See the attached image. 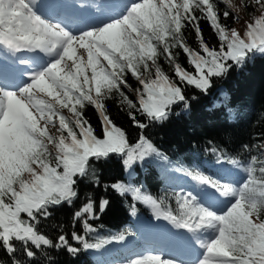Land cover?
I'll list each match as a JSON object with an SVG mask.
<instances>
[{
  "label": "snow or ice",
  "instance_id": "obj_1",
  "mask_svg": "<svg viewBox=\"0 0 264 264\" xmlns=\"http://www.w3.org/2000/svg\"><path fill=\"white\" fill-rule=\"evenodd\" d=\"M255 3L264 9V0ZM106 8L113 14L99 24L91 23L93 17L87 9L81 12L86 27L76 34L38 14L36 0H0V46L13 54L39 52L49 58L31 72L28 81L12 88L0 84V247L12 264H33L37 255L33 249L79 251L65 235L54 243L37 225L51 215V208L73 205L79 196L77 181L89 176L90 160L117 154L131 171L138 162L160 155L143 135L130 143L109 118L105 100L118 95L136 127L144 129L147 125L137 114L149 123L163 122L174 105L182 102L187 107L179 84L207 91L213 77L224 75L233 66L229 61L242 67L249 54H264V12L247 25L248 39H244L219 22L214 0H130ZM223 15L227 18L229 12ZM200 18L210 21L220 41L219 50L203 40ZM185 22L195 27L204 55L184 42ZM176 48L187 54L195 75L177 63ZM161 57L172 67L179 84L162 70ZM20 63L29 61L21 59ZM129 73L142 86L135 89L136 102L123 91L130 89ZM88 105L100 114L103 138L84 117ZM229 163L246 174L239 186L221 183L199 170L187 171L194 191L176 193V213L130 184L114 183L111 188L122 196L131 193L158 218L163 216L190 234L203 249L196 264H264V159L253 156L246 165L236 160ZM225 200L226 207L216 210V202ZM107 205V200L100 201L99 211ZM95 211L94 201L86 198L73 216L83 223L85 235L73 231L72 239L84 249L124 241V233L95 242L85 238L95 232L89 223L96 218ZM132 215H136L135 205ZM202 234L207 239H201ZM18 251L27 262L16 257ZM127 264L176 261L152 254L130 258Z\"/></svg>",
  "mask_w": 264,
  "mask_h": 264
},
{
  "label": "trees",
  "instance_id": "obj_2",
  "mask_svg": "<svg viewBox=\"0 0 264 264\" xmlns=\"http://www.w3.org/2000/svg\"><path fill=\"white\" fill-rule=\"evenodd\" d=\"M214 2L218 10L219 22L228 30H236L235 24L240 20L237 7L248 23H254V19L264 12V9H261L255 0H214ZM224 11L229 12L227 18L223 15ZM197 15L199 16V13ZM185 23L186 26L182 29L184 42L193 50L204 55L195 27ZM198 26L205 43L209 47L219 50L220 41L211 27L210 21L200 18ZM247 31L248 29L244 25V30L237 32L242 38L248 39ZM173 52L178 53L177 63L195 75V67L189 63L187 54L180 48L173 49ZM158 63L162 70L179 84L172 67L163 57L158 60ZM228 63L233 66L224 75L213 77L207 91H201L194 85L179 84L186 97L187 107L182 102L174 105L168 118L163 122L149 123L146 118L137 114L138 119L147 127L144 129L136 127L128 116V109L120 104V97L116 94L104 102L107 114L113 123L126 133L130 143L136 142L141 135L149 140L160 155H153L146 158L145 161L150 166L157 167L162 171L167 170L169 175L173 171H180L181 168L190 170L191 167L184 162H188L191 155H195L200 164L202 161L212 164L220 162L229 170L243 172L236 165L229 163V160H236L241 165H246L253 156L264 159L261 154V149L264 148V54L259 52L249 54L247 62L242 67L235 66L231 61ZM127 82L131 90L123 88V91L136 102L135 89L142 88V86L130 73ZM220 85L222 88L217 90ZM83 114L95 129L98 137L102 138L101 117L96 108L88 105L83 110ZM152 171L154 177L155 171L154 169ZM92 174L99 176L102 183H114L122 178L120 161L114 159L113 155L101 159L93 164ZM93 186L92 180L87 184L77 181V189L80 193H82L81 189L85 187L97 193L101 192L100 183H98L97 189H94ZM152 195L158 201L163 202L165 209L173 213L178 210L177 196L170 199L159 190H154ZM106 198H108V205L100 214L98 226L118 229L125 221L127 198L116 195L114 197L106 196ZM85 200L84 196L83 200L80 199L69 207L66 204L53 207L51 215L47 219L41 218L37 225L38 230L52 239L54 243L59 235H65L70 242L72 232L78 233L79 222L81 225V221L73 225V211L75 213L80 208L77 207L78 203ZM143 208L142 206L141 210ZM17 247H20L18 243ZM33 250L37 252L33 264H80L79 259H71L57 248H47L43 252ZM16 257L27 262V258L20 251L17 252ZM0 264H12V259L2 247H0Z\"/></svg>",
  "mask_w": 264,
  "mask_h": 264
},
{
  "label": "rangeland",
  "instance_id": "obj_3",
  "mask_svg": "<svg viewBox=\"0 0 264 264\" xmlns=\"http://www.w3.org/2000/svg\"><path fill=\"white\" fill-rule=\"evenodd\" d=\"M237 14L239 15L240 14V20L235 24L236 25V30L237 31H239V32H241V31H243L244 30V25L247 27V19L245 18V17H243L242 15H241V13L239 12V8L237 7ZM78 51H80V52H82L83 50H78ZM85 59H86V53H85ZM70 63V62H69ZM40 95H42V94H40ZM57 124H58V122H57ZM51 130V132L53 133V134H57L58 135V133H56V131H55V129H50ZM262 154H263V157H264V148H263V150H262ZM206 239V238H205Z\"/></svg>",
  "mask_w": 264,
  "mask_h": 264
},
{
  "label": "bare ground",
  "instance_id": "obj_4",
  "mask_svg": "<svg viewBox=\"0 0 264 264\" xmlns=\"http://www.w3.org/2000/svg\"><path fill=\"white\" fill-rule=\"evenodd\" d=\"M165 178V176H161V178L160 179H164ZM182 186H185V187H187V186H189L188 184H184V185H182Z\"/></svg>",
  "mask_w": 264,
  "mask_h": 264
}]
</instances>
